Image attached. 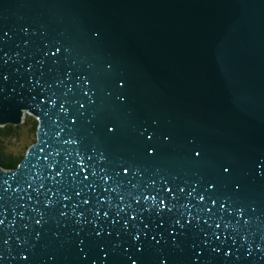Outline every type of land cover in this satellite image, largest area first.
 Masks as SVG:
<instances>
[{"label": "water", "instance_id": "water-1", "mask_svg": "<svg viewBox=\"0 0 264 264\" xmlns=\"http://www.w3.org/2000/svg\"><path fill=\"white\" fill-rule=\"evenodd\" d=\"M0 37V127L38 121L0 264H264V0H0Z\"/></svg>", "mask_w": 264, "mask_h": 264}, {"label": "trees", "instance_id": "trees-1", "mask_svg": "<svg viewBox=\"0 0 264 264\" xmlns=\"http://www.w3.org/2000/svg\"><path fill=\"white\" fill-rule=\"evenodd\" d=\"M25 124L29 126V128L27 129V131L25 130L26 132L24 131V133L25 135H27V137L29 136V141H31L34 138L33 140L34 143L37 139L36 132L38 128V121L35 117H31L28 115L23 124L20 125L7 124L4 127H0V165H2L5 168H16L21 162V160L24 158L28 147L31 145V143L27 144V146L24 148L25 152L10 150L9 140L11 139V137L18 135L20 129Z\"/></svg>", "mask_w": 264, "mask_h": 264}, {"label": "snow or ice", "instance_id": "snow-or-ice-1", "mask_svg": "<svg viewBox=\"0 0 264 264\" xmlns=\"http://www.w3.org/2000/svg\"><path fill=\"white\" fill-rule=\"evenodd\" d=\"M3 36H7V33H3ZM2 38H3V37H0V39H2ZM57 51H59V49H57ZM53 55H55V53H53ZM0 59H2V57H0ZM3 62H4V63H7V61H3ZM3 78H4V79H7V77H3ZM85 83H87V81H85ZM85 95H86V93H85ZM81 107H83V105H81ZM125 171H127V169H125ZM225 171H227V169H225ZM84 179H85V181H86V180H87V177L85 176ZM105 179H107V177H105ZM169 191H171V189H169ZM180 191H183V189H180ZM76 195L79 196L80 193L77 192ZM144 199H147V197H145ZM200 199L203 200L204 197L201 196ZM84 203L87 204L88 201L85 200ZM213 203H215V201H213ZM164 205H165V201H164V200H160V206L163 207ZM221 207H223V205H221ZM168 211H171V209H168ZM60 215H61V216H64L65 213H64V212H61ZM97 215H99V214H97ZM104 215L107 216L108 213L105 212ZM35 223H36L37 225H39V224L41 223V221H40V220H36ZM84 223H90V221L85 220ZM176 223L179 224L180 221L177 220ZM189 223H190V222H189ZM0 224H3V221H2V220H0ZM125 224H127V221L125 222ZM144 227L147 228L148 225L145 224ZM216 227L219 228L220 225H216ZM93 234H94L96 237H99V236L101 235V232H100L99 230H97L95 227H93ZM37 235H39V233H37ZM132 239H133V240H138L139 237H138V236H133ZM217 239H218V237H217ZM77 241H78L79 251H80V252H84V248H83L82 246L85 244V238H81V237H80V234L77 233ZM4 242L7 243V241H4Z\"/></svg>", "mask_w": 264, "mask_h": 264}, {"label": "rangeland", "instance_id": "rangeland-1", "mask_svg": "<svg viewBox=\"0 0 264 264\" xmlns=\"http://www.w3.org/2000/svg\"><path fill=\"white\" fill-rule=\"evenodd\" d=\"M29 116H31V115H29ZM31 117H34V116H31ZM28 128H29V126H27L25 124L20 129V132H19L18 135H15V136L11 137V139L9 140L10 150H12V151H18V152H21V151L25 152L24 148L27 146V144L28 143L29 144L30 143L33 144L34 138L31 141H29V136L27 137V135H25V133H24V131L25 130L27 131Z\"/></svg>", "mask_w": 264, "mask_h": 264}]
</instances>
